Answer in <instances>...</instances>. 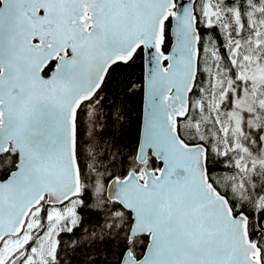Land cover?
Returning a JSON list of instances; mask_svg holds the SVG:
<instances>
[{
  "label": "snow or ice",
  "instance_id": "1",
  "mask_svg": "<svg viewBox=\"0 0 264 264\" xmlns=\"http://www.w3.org/2000/svg\"><path fill=\"white\" fill-rule=\"evenodd\" d=\"M0 264H264V0H0Z\"/></svg>",
  "mask_w": 264,
  "mask_h": 264
},
{
  "label": "trees",
  "instance_id": "2",
  "mask_svg": "<svg viewBox=\"0 0 264 264\" xmlns=\"http://www.w3.org/2000/svg\"><path fill=\"white\" fill-rule=\"evenodd\" d=\"M122 102H123V98H122ZM139 102H140V100H139L138 96L132 97V98L127 100V103L129 105V109L132 111L133 120H135V118H136L138 107H139Z\"/></svg>",
  "mask_w": 264,
  "mask_h": 264
}]
</instances>
